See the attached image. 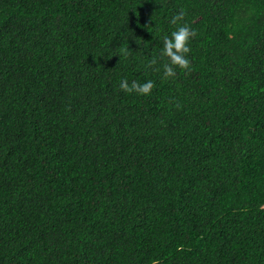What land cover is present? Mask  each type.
I'll use <instances>...</instances> for the list:
<instances>
[{"label":"trees","instance_id":"trees-1","mask_svg":"<svg viewBox=\"0 0 264 264\" xmlns=\"http://www.w3.org/2000/svg\"><path fill=\"white\" fill-rule=\"evenodd\" d=\"M153 261L264 264V0H0V264Z\"/></svg>","mask_w":264,"mask_h":264},{"label":"clouds","instance_id":"clouds-1","mask_svg":"<svg viewBox=\"0 0 264 264\" xmlns=\"http://www.w3.org/2000/svg\"><path fill=\"white\" fill-rule=\"evenodd\" d=\"M184 12L181 10L176 16L173 17L172 23L176 24L178 21L184 19ZM197 35L195 30H192L188 25H183L178 30L171 33V38L168 36L164 37V50L163 55L170 59L171 64H165V77H174L176 75L172 65L178 66L181 69H190L191 61L186 58V55L190 53L189 42L192 38ZM157 63L156 59L153 58L150 62V67ZM155 87L153 81L149 80L143 84L133 81L131 86L127 80L122 81L121 88L129 93L136 91L142 95H149ZM153 264L158 262L153 261Z\"/></svg>","mask_w":264,"mask_h":264}]
</instances>
